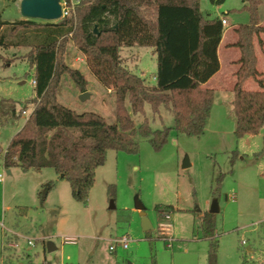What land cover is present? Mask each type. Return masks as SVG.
Instances as JSON below:
<instances>
[{
  "label": "rangeland",
  "instance_id": "rangeland-1",
  "mask_svg": "<svg viewBox=\"0 0 264 264\" xmlns=\"http://www.w3.org/2000/svg\"><path fill=\"white\" fill-rule=\"evenodd\" d=\"M19 1L0 0L1 19H22ZM242 5V0L220 4L200 0L203 15L227 19L225 27L236 16L247 19V13L234 12ZM27 51L0 48V100L10 102L4 111L10 105L15 110V116L0 113L1 165L10 139L35 106L33 71L24 58ZM119 54L130 72L148 85L155 83L153 47L123 46ZM63 59L82 73L87 84L81 92L68 75H62L57 101L77 113L94 112L113 123L111 88L91 74L73 45ZM83 93L86 96L80 98ZM125 104L130 111L127 100ZM223 105L224 111L222 104L216 107L199 138L171 131L161 149L154 150L138 135V154L108 151L86 204L73 199L69 183L58 179L53 169L5 168L0 182V264H207L208 241L202 239L198 226L201 215L214 203L217 263L264 264V126L257 134L236 138L231 103ZM144 118L153 130L173 126L172 113L163 107L155 114L145 104L144 114L132 115L135 126ZM49 181L55 185L47 191ZM110 184L116 186L112 208L106 193ZM157 205H170L173 211L166 217L156 211ZM137 206L143 208L152 230H142ZM121 236L130 239L127 248L114 242ZM48 243L53 246L50 251ZM110 245L114 250H109Z\"/></svg>",
  "mask_w": 264,
  "mask_h": 264
},
{
  "label": "trees",
  "instance_id": "trees-1",
  "mask_svg": "<svg viewBox=\"0 0 264 264\" xmlns=\"http://www.w3.org/2000/svg\"><path fill=\"white\" fill-rule=\"evenodd\" d=\"M224 1L210 0L212 4ZM242 1L241 10L248 12L249 21L236 29L235 46L240 50L232 89L236 138L257 134L264 126V74L256 68L252 43L253 34L262 30L257 13L261 0ZM222 31L218 17L203 15L200 0H79L73 11L56 22L7 21L0 15V48H28L24 58L35 82V106L10 139L3 154L4 167H18L23 172L53 169L59 179L69 183L73 199L86 204L96 170L104 165L108 151L138 154V135L154 150L161 149L171 131L199 138L215 96L214 90L202 85L219 70L217 47ZM69 45L82 54L91 74L114 92L113 123L94 112L77 113L57 101L62 75H68L81 92L87 84L79 70L64 63ZM134 45L154 49L153 85L130 72L122 61L121 47ZM248 78L260 89L245 90L243 83ZM9 103L0 100V113L15 116L13 105L8 112L3 109ZM145 104L155 114L161 107L170 111L173 126L153 130L146 118L135 126L132 115L144 114ZM54 185L49 181L46 190ZM106 193L114 201L116 186L108 185ZM155 209L165 216L173 211L170 205ZM198 229L208 241L207 264H218L215 214L204 212Z\"/></svg>",
  "mask_w": 264,
  "mask_h": 264
},
{
  "label": "crops",
  "instance_id": "crops-1",
  "mask_svg": "<svg viewBox=\"0 0 264 264\" xmlns=\"http://www.w3.org/2000/svg\"><path fill=\"white\" fill-rule=\"evenodd\" d=\"M235 11L240 12L241 15H244V13H247L248 15V12L245 10H234V12ZM257 13H258V26L261 27L262 30L259 33L253 34L252 43H253L256 61H257L256 68L258 72L264 74V0H261V4L258 6ZM222 19L225 20V23L223 25L221 39L217 47L219 70L202 85L204 88L214 90V93H215L213 105L211 108V113H210L209 118L207 119L206 126L210 125L213 114H215L216 107L218 105L222 104L223 108H220V109H222L223 111H224L223 102H227V104L231 103V107H232V100H233L232 89L236 81L235 73L239 67L238 60L240 58V50L238 47L235 46L238 40L236 29L238 28L240 24L248 23L249 15L247 19L246 18L242 19V17L240 18L238 16L232 18V23L228 27H225L229 24L228 20L224 18H221L220 20ZM243 88L245 90H259L260 89L257 82L253 78H248L243 83ZM217 101H218V105H216ZM232 123L235 124L234 118H233ZM103 166L104 165L100 167H103ZM95 176H96V173H95Z\"/></svg>",
  "mask_w": 264,
  "mask_h": 264
},
{
  "label": "water",
  "instance_id": "water-1",
  "mask_svg": "<svg viewBox=\"0 0 264 264\" xmlns=\"http://www.w3.org/2000/svg\"><path fill=\"white\" fill-rule=\"evenodd\" d=\"M19 14L22 19L26 20H38L44 22H56L62 18V10L60 5V0H20L19 1ZM94 32L97 33L96 27L93 29ZM86 96L83 93L80 98H84ZM6 173H10L9 170ZM62 177V175H60ZM111 202V208L113 207V201ZM139 210V215L141 218V227L142 230L148 231L152 230L153 226L150 221L146 217V214L141 206H137ZM218 211L215 203L212 204L211 209L208 211L209 213L215 214ZM48 250H52L53 246L48 243Z\"/></svg>",
  "mask_w": 264,
  "mask_h": 264
},
{
  "label": "built area",
  "instance_id": "built-area-1",
  "mask_svg": "<svg viewBox=\"0 0 264 264\" xmlns=\"http://www.w3.org/2000/svg\"><path fill=\"white\" fill-rule=\"evenodd\" d=\"M79 3V0L76 1H72L69 0V2H67L66 0H60V5H61V10H62V18L67 16L71 11L74 10V7ZM222 25H224L225 20H221ZM32 83L34 84V80H32ZM25 111H22L21 114H24ZM28 117V116H27ZM4 164H0V182L3 180V176H4ZM166 217H169V215H166ZM130 239L127 236H121L120 238L114 240V242H118L121 244L122 248H127L128 247V243H129ZM32 242L29 240L28 244H31ZM244 241H241V244H244ZM114 245H110L109 246V250H114Z\"/></svg>",
  "mask_w": 264,
  "mask_h": 264
}]
</instances>
